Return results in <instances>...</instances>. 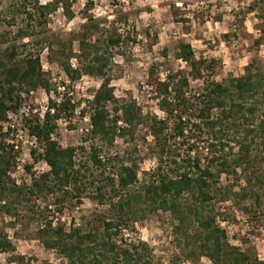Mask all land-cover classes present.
I'll use <instances>...</instances> for the list:
<instances>
[{"label": "trees", "instance_id": "trees-1", "mask_svg": "<svg viewBox=\"0 0 264 264\" xmlns=\"http://www.w3.org/2000/svg\"><path fill=\"white\" fill-rule=\"evenodd\" d=\"M5 1L0 16V213L13 219L17 209H27L28 222L42 223L41 245L66 264H155L151 249L123 232L157 212L176 223L179 254L171 264H198L200 258L209 264H264L229 244L218 224L223 214L215 210L232 201L245 217L264 222L263 69L252 61L241 76L215 82L210 79L213 62L195 60L190 46L179 44L176 57L188 72L168 73L163 80L149 74L145 85L161 117L143 114L134 100L116 99L109 85L110 50L119 44L118 36L99 33L90 21L61 39L48 34V15L60 8L69 18L66 0ZM43 51L69 82L86 75L101 83L78 112L88 120L78 146L61 147L54 138L57 122L73 115L69 99H49L40 114L21 117L35 143L28 156L46 170L35 174L24 166L28 183L17 184L10 177L15 146L1 123L18 111L21 93L51 91L39 61ZM189 80L200 81V87L191 88ZM145 159H153L154 167L139 172ZM223 177L230 183L222 184ZM83 198L100 208L83 223L66 226L48 219L49 203L60 215ZM13 249L0 233V252Z\"/></svg>", "mask_w": 264, "mask_h": 264}, {"label": "rangeland", "instance_id": "rangeland-1", "mask_svg": "<svg viewBox=\"0 0 264 264\" xmlns=\"http://www.w3.org/2000/svg\"><path fill=\"white\" fill-rule=\"evenodd\" d=\"M51 0H38L40 4ZM69 18L58 8L48 15V34L65 39L79 32L83 24H97L99 33L119 37V44L110 50L107 68L109 85L118 100H134L143 114L161 117L151 100L145 82L151 74L163 80L168 73L188 72V67L177 59L179 44H188L195 60L213 62L210 79L215 82L243 74L246 64L254 62L264 71V0L254 5L253 0H66ZM7 1L0 0L1 11ZM253 8V9H250ZM3 48V47H0ZM76 43L72 50L76 52ZM42 71L50 82V92L42 89L21 93V103L15 114H8L1 123L3 132L8 131V142L14 148V169L10 177L17 184L28 183L30 172L40 174L46 170L41 161L33 162L29 150L34 146L27 137L20 119L27 114L33 116L45 110L48 100L69 99L74 107L69 119L57 122L55 140L61 147H75L88 129L86 108L92 93L99 87L101 79L82 75L77 81L69 82L55 63L47 59L46 51L39 55ZM76 66L74 60L71 61ZM200 81L189 80L193 89L200 87ZM116 147L121 149L117 141ZM153 159L139 164V172L151 170ZM140 177V175H139ZM229 184L230 179H221ZM49 200L48 202H50ZM64 207L60 215L50 203L46 209L48 219L68 225H77L89 219L100 208L88 199L73 202ZM40 209L44 205L36 202ZM248 204V203H246ZM232 201L219 203L215 210L223 214L219 226L225 231L230 245L249 251L264 259V222L261 218L251 220L242 215ZM15 218L0 213V233L5 234L13 245L11 253L0 252V264H66L64 258L44 248L39 239V224L27 221V209H17ZM175 221L166 213H154L134 223L123 234L131 241L145 243L152 251L155 264H171L178 256L176 236L173 233ZM198 264H209L200 258Z\"/></svg>", "mask_w": 264, "mask_h": 264}, {"label": "built area", "instance_id": "built-area-1", "mask_svg": "<svg viewBox=\"0 0 264 264\" xmlns=\"http://www.w3.org/2000/svg\"><path fill=\"white\" fill-rule=\"evenodd\" d=\"M33 143H34V140L32 139ZM35 144V143H34ZM32 148H34V146H31Z\"/></svg>", "mask_w": 264, "mask_h": 264}]
</instances>
